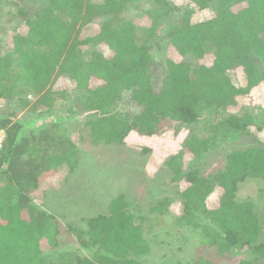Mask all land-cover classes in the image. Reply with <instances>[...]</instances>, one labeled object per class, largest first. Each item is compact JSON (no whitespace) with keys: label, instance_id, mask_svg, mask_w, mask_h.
<instances>
[{"label":"trees","instance_id":"16d2710c","mask_svg":"<svg viewBox=\"0 0 264 264\" xmlns=\"http://www.w3.org/2000/svg\"><path fill=\"white\" fill-rule=\"evenodd\" d=\"M34 2L17 10L0 55V264H152L144 218L137 222L121 195L87 230L62 231L36 203L78 166L83 136L73 126L93 145L122 144L131 132L197 125L203 114L213 136L192 135L168 163L179 200L149 211L169 214L182 241L196 238L219 261L185 264H230L239 255V264H264L263 217L236 199L240 183L264 182V0ZM162 26L165 69L156 85L151 51ZM227 135L252 144L230 150L213 173L185 167ZM62 235L76 248L61 250Z\"/></svg>","mask_w":264,"mask_h":264},{"label":"rangeland","instance_id":"374dc122","mask_svg":"<svg viewBox=\"0 0 264 264\" xmlns=\"http://www.w3.org/2000/svg\"><path fill=\"white\" fill-rule=\"evenodd\" d=\"M26 5L29 10L38 6L34 0H4L0 4V55L8 51L6 42L19 25L14 15ZM8 18L13 20L9 21ZM197 20H200L199 16ZM163 29L165 26L158 29L160 34L151 51L153 81L156 85L165 69L167 44ZM128 109L132 113L137 112L131 104ZM205 115H202L203 119L197 125L172 126L161 134L150 137L131 132L122 144L111 145H93L82 128L73 126V133L83 136V141L79 144L78 166L72 173H66L59 186L50 185L36 207L53 214L62 231L67 226L87 230V220L99 215L107 216L110 202L121 195L128 203V210L134 219L138 222L139 218H144L141 226L151 247L150 254L145 258L149 263L174 264L178 261L185 264L196 257L219 262L214 250L200 245L196 238L189 236L188 240L182 241L179 236L183 231L170 226L173 218L169 214L156 218V214L149 211L157 202L165 199L170 203L179 200V187L171 180L168 163L192 135L196 134L206 140L213 136L215 131L208 126L212 123L210 120L208 123L204 121ZM251 144L248 139L238 136L227 135L222 139H211L208 151L198 159L186 160L185 167L190 170L198 168L201 175L213 173L224 167L225 155L230 150L249 147ZM263 186L261 179H247L238 185L236 199L238 202L252 203L254 210L262 215L264 223ZM209 205L214 207L215 203L210 202ZM73 240L62 235L58 240L60 249H75ZM243 257L239 255L232 258L230 264H239Z\"/></svg>","mask_w":264,"mask_h":264},{"label":"built area","instance_id":"2783aa9c","mask_svg":"<svg viewBox=\"0 0 264 264\" xmlns=\"http://www.w3.org/2000/svg\"><path fill=\"white\" fill-rule=\"evenodd\" d=\"M3 139H4V133L0 132V147H1Z\"/></svg>","mask_w":264,"mask_h":264}]
</instances>
